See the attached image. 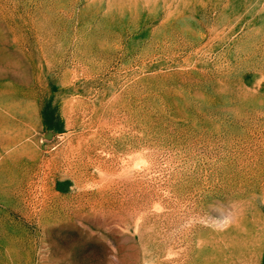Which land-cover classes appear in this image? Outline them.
<instances>
[{
    "label": "rangeland",
    "instance_id": "rangeland-1",
    "mask_svg": "<svg viewBox=\"0 0 264 264\" xmlns=\"http://www.w3.org/2000/svg\"><path fill=\"white\" fill-rule=\"evenodd\" d=\"M0 264H264V0H0Z\"/></svg>",
    "mask_w": 264,
    "mask_h": 264
}]
</instances>
